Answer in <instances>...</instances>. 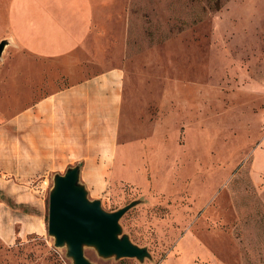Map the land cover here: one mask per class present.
<instances>
[{"label":"rangeland","instance_id":"obj_1","mask_svg":"<svg viewBox=\"0 0 264 264\" xmlns=\"http://www.w3.org/2000/svg\"><path fill=\"white\" fill-rule=\"evenodd\" d=\"M104 5L102 65L124 72L119 145L112 172L81 181L105 211L140 201L120 224L151 259L103 260L91 249L85 257L94 264H264V0L96 3ZM10 48L0 68L15 57ZM87 61L80 60L84 75L95 71ZM11 79L17 110L69 82L62 72L27 87L22 72ZM6 80L0 73V87ZM53 175L26 185L27 204L0 198V222L16 234L0 237V264H71L47 234ZM23 225L29 233L19 236Z\"/></svg>","mask_w":264,"mask_h":264},{"label":"crops","instance_id":"obj_2","mask_svg":"<svg viewBox=\"0 0 264 264\" xmlns=\"http://www.w3.org/2000/svg\"><path fill=\"white\" fill-rule=\"evenodd\" d=\"M99 1L105 0H11L0 5V38L10 41L9 54L15 55L8 68H0L8 77L0 87V198L27 204L33 196L26 185L33 179L62 174L76 164L84 182L87 173L112 172L124 72L102 65L107 5L96 7ZM83 59L94 72L84 75ZM16 72H22L25 87L44 83L55 72L69 82L35 103L25 98L27 104L17 110L11 79ZM5 203L0 199V207ZM22 229L18 235L26 236L29 227ZM15 235L0 222V237L10 241Z\"/></svg>","mask_w":264,"mask_h":264},{"label":"water","instance_id":"obj_3","mask_svg":"<svg viewBox=\"0 0 264 264\" xmlns=\"http://www.w3.org/2000/svg\"><path fill=\"white\" fill-rule=\"evenodd\" d=\"M10 41H0V59ZM140 204L134 200L115 211H105L99 200H91L80 180V164L62 174L55 173L48 195L47 234L55 248L65 249L71 264H94L85 255L93 250L103 260L135 259L143 263L151 259L146 247L133 243L123 232L120 220Z\"/></svg>","mask_w":264,"mask_h":264}]
</instances>
